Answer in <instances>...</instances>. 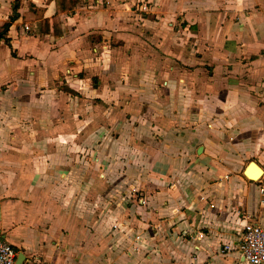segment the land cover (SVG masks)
<instances>
[{"label": "crops", "instance_id": "crops-1", "mask_svg": "<svg viewBox=\"0 0 264 264\" xmlns=\"http://www.w3.org/2000/svg\"><path fill=\"white\" fill-rule=\"evenodd\" d=\"M55 15L51 0H0L14 264H245L244 227L264 229V0H79ZM97 194L107 217L91 216ZM116 222L157 229L135 252Z\"/></svg>", "mask_w": 264, "mask_h": 264}, {"label": "built area", "instance_id": "built-area-1", "mask_svg": "<svg viewBox=\"0 0 264 264\" xmlns=\"http://www.w3.org/2000/svg\"><path fill=\"white\" fill-rule=\"evenodd\" d=\"M29 30L28 26L24 27ZM113 230H120L118 225H114ZM138 237L135 236L136 243ZM223 250H230V246L225 245ZM132 251H134L132 249ZM245 264H264V229L256 223L248 224L244 227L242 240L238 247ZM16 253L13 247L5 240L0 239V264H14Z\"/></svg>", "mask_w": 264, "mask_h": 264}, {"label": "rangeland", "instance_id": "rangeland-1", "mask_svg": "<svg viewBox=\"0 0 264 264\" xmlns=\"http://www.w3.org/2000/svg\"><path fill=\"white\" fill-rule=\"evenodd\" d=\"M96 152H97V154H96V158L98 159V158H100V155L99 154H101L100 152H99V149L97 148V150H96ZM97 159H96V162H95V164H96V167H98V168H100L101 170H107V164H105V163H102V162H99V163H97ZM99 165V166H98ZM116 184V183H115ZM132 191H134V190H132ZM131 192V191H130ZM135 198H136V195L134 194L133 195V193H129V194H127L126 196H125V200L129 203V204H133V201H135ZM84 201V200H83ZM136 202L139 204H144L143 203V201L142 200H136ZM93 203H94V212L92 213V215L91 216H94L95 218H103V215L104 214H106V217H107V214H109V212H107V196H104L103 194H97L94 198H93ZM82 204H84V203H82ZM116 212H113V216L115 217L116 216V214H115ZM116 224H118V227L120 228V230H119V232L121 233V234H123V235H126V236H129V238H132V237H130V235H134V236H136V237H138V241L135 243L134 242V237H133V239H131L132 241H130L131 242V245H130V247H131V249H133L135 252L137 251H141V250H143L144 249V247L145 246H147V237H149V236H151V235H153L154 233H153V230L155 231L157 228H150V226L149 227H147L146 229H145V232H147V230H148V234H149V236L147 235H144L143 233V235L141 234H138V233H134V232H132L133 230H134V227H132L131 226V224H129V223H126V222H116ZM137 229H141V228H137ZM136 229V230H137ZM97 230V232H98V228L96 229ZM128 230V231H127ZM99 231H100V229H99ZM130 240V239H129Z\"/></svg>", "mask_w": 264, "mask_h": 264}, {"label": "trees", "instance_id": "trees-1", "mask_svg": "<svg viewBox=\"0 0 264 264\" xmlns=\"http://www.w3.org/2000/svg\"><path fill=\"white\" fill-rule=\"evenodd\" d=\"M51 1L55 3V8H56V15L53 18V26L54 28H56L58 26V15H61L63 13H70L71 11H73L79 0H51ZM17 9H18V3L15 2V4H13L12 7L13 14L10 18L11 22L15 21L18 17ZM43 25L45 26L48 25V21L43 20ZM9 26H10L9 23L4 25L3 31L2 33H0V40L7 33Z\"/></svg>", "mask_w": 264, "mask_h": 264}, {"label": "water", "instance_id": "water-1", "mask_svg": "<svg viewBox=\"0 0 264 264\" xmlns=\"http://www.w3.org/2000/svg\"><path fill=\"white\" fill-rule=\"evenodd\" d=\"M249 166H253V167H255L256 169H257V171H258V173L260 174V176H261V170L254 164V163H250L249 165H248V167L247 168H249ZM245 173H246V170H245ZM22 260L23 259H21V257H19L18 258V263L17 264H21V262H22Z\"/></svg>", "mask_w": 264, "mask_h": 264}, {"label": "bare ground", "instance_id": "bare-ground-1", "mask_svg": "<svg viewBox=\"0 0 264 264\" xmlns=\"http://www.w3.org/2000/svg\"><path fill=\"white\" fill-rule=\"evenodd\" d=\"M254 175L256 176V178L257 177L259 178V176H260V174L258 173V171H256ZM251 176H253V175H251ZM251 178H253V177H251ZM256 178L254 177L253 179H256Z\"/></svg>", "mask_w": 264, "mask_h": 264}]
</instances>
